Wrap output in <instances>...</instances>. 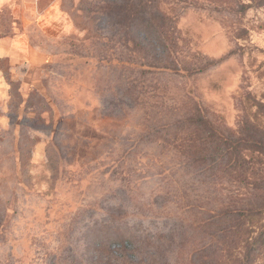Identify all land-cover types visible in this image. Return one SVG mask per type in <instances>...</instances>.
I'll list each match as a JSON object with an SVG mask.
<instances>
[{
	"label": "rangeland",
	"instance_id": "rangeland-1",
	"mask_svg": "<svg viewBox=\"0 0 264 264\" xmlns=\"http://www.w3.org/2000/svg\"><path fill=\"white\" fill-rule=\"evenodd\" d=\"M142 1L146 13L164 14L177 45L165 54L168 41L155 35L147 58L189 69L145 76L164 110L146 121L114 95L122 65L133 67L119 61L129 54L115 13L137 0H0V264H186L190 254L215 264L202 261V248L219 249L229 217L194 230L191 206L264 203V189L230 199L229 181L151 136L176 119L172 107L198 105L233 142L247 139L249 166L264 171L253 151L264 143V0ZM118 221L161 237L126 256L98 250Z\"/></svg>",
	"mask_w": 264,
	"mask_h": 264
},
{
	"label": "trees",
	"instance_id": "trees-1",
	"mask_svg": "<svg viewBox=\"0 0 264 264\" xmlns=\"http://www.w3.org/2000/svg\"><path fill=\"white\" fill-rule=\"evenodd\" d=\"M137 1L131 13L124 8L123 4L115 13L120 26H123L121 27L122 32L119 33L123 37L121 40L124 39L121 46L129 54L119 61L124 64L130 63L133 67L130 69L126 64L125 66L121 64L123 69L122 77H120L121 84H119V91L114 95L120 94L121 98L128 97L133 106L142 110L141 118L146 121L151 116L153 117L154 113L162 115L164 110L161 109L163 104L152 102L159 97L156 93L158 87L157 85H145V76L154 78L156 72L162 74L166 71L165 75H171L169 71L178 68L184 71H189V69L180 64L181 61L178 59L158 58L155 52L153 56L147 58L148 51L154 50V46L148 39L158 35L168 41V27L164 26L166 17L161 11L146 13L143 1ZM162 48L165 54L169 51L175 54L177 51L176 43L172 44L169 41L163 43ZM147 87L150 89H146ZM172 108L179 112L176 119L172 122L166 119L151 129V136L158 140L156 143L166 148L169 146V152L175 151L184 156L187 163L199 169L200 172L209 171L210 174L217 175L220 178L217 179L219 183L224 180L229 181L234 188L231 189L228 186L223 189L226 190L225 193L230 199L234 192L242 194L241 191L248 190V188L259 192L264 189V171L249 166L245 153L250 150L247 139L240 137L233 142L231 135L219 130L215 126V119L213 120L209 112L198 105ZM255 146L253 151L258 153L256 157L264 155V143L260 139L255 142ZM23 158V156L20 157V162ZM261 161L259 158V162ZM200 197L203 199V194H196L193 198L199 200ZM203 201L201 202L200 199V204L190 208L193 213L191 225L194 230L212 228L226 217H229V222L218 228L222 231L223 239L215 253L208 252L206 247L202 248V261L214 260L215 264H259L264 261V231L260 230L255 233V230L259 228V223L263 220L264 203H258L255 207H243L232 206L229 202L222 203L221 208L219 206L217 209L209 210ZM129 227H132V230ZM106 228L112 233H107L100 238L96 244L97 249L101 251L105 249L111 253V247L114 246L123 256L129 253L134 254L140 243H153L155 238L161 237L156 234L141 236L131 224L124 221H118L116 225H106ZM186 260V264L195 263L192 254Z\"/></svg>",
	"mask_w": 264,
	"mask_h": 264
}]
</instances>
